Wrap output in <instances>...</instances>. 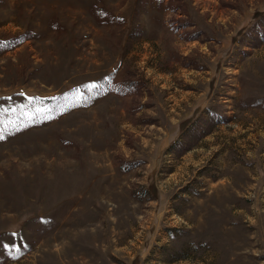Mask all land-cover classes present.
I'll return each instance as SVG.
<instances>
[{
	"label": "rangeland",
	"instance_id": "374dc122",
	"mask_svg": "<svg viewBox=\"0 0 264 264\" xmlns=\"http://www.w3.org/2000/svg\"><path fill=\"white\" fill-rule=\"evenodd\" d=\"M0 264H264V0H0Z\"/></svg>",
	"mask_w": 264,
	"mask_h": 264
}]
</instances>
